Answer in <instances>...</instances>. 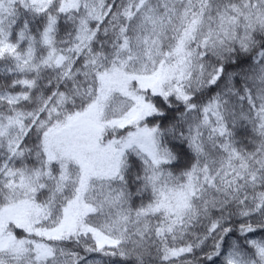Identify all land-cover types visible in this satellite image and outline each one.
<instances>
[{"label": "snow or ice", "instance_id": "obj_1", "mask_svg": "<svg viewBox=\"0 0 264 264\" xmlns=\"http://www.w3.org/2000/svg\"><path fill=\"white\" fill-rule=\"evenodd\" d=\"M0 264H264V0H0Z\"/></svg>", "mask_w": 264, "mask_h": 264}]
</instances>
